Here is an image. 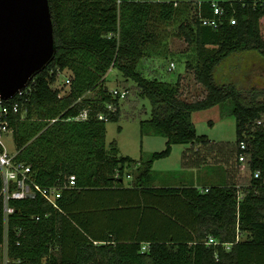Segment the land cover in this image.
<instances>
[{"label": "trees", "instance_id": "1", "mask_svg": "<svg viewBox=\"0 0 264 264\" xmlns=\"http://www.w3.org/2000/svg\"><path fill=\"white\" fill-rule=\"evenodd\" d=\"M199 1L198 6L196 0L176 5L167 0L119 5L116 0H49L54 58L21 96L8 101L21 104L10 115L14 159L30 165L41 187L64 185L70 175L75 184L62 188L56 206L40 193L11 200L14 211L6 223L0 196V246L7 264H264V101L257 100V90L228 81L216 69L239 53L254 51L264 59V0H218L225 15L216 28L201 24L196 14L211 16V9L210 0ZM176 19L179 35L194 46V76L205 89L191 100L180 96L177 80L147 78L137 69L158 38V23ZM114 67L136 83L140 97L149 98L148 122L166 136L165 148L138 168L140 176L148 175L154 160L168 156L172 144L208 142L197 134L192 113L230 99L236 157L244 142L248 183L240 188L228 181L207 191L194 185L146 187L144 181L124 186L135 160L119 156L115 142L108 150L104 143L105 122L120 114V100L103 83ZM62 70L70 73V84L60 95L52 84ZM93 91L94 97L88 96ZM109 103L114 112L108 111ZM83 108L88 117L76 120ZM100 113L107 119H99ZM96 211L110 216L129 211L135 234L124 240L113 230L95 235L81 216ZM209 237L216 243H207ZM144 242L148 246L142 250Z\"/></svg>", "mask_w": 264, "mask_h": 264}, {"label": "rangeland", "instance_id": "2", "mask_svg": "<svg viewBox=\"0 0 264 264\" xmlns=\"http://www.w3.org/2000/svg\"><path fill=\"white\" fill-rule=\"evenodd\" d=\"M178 26L177 19L158 23V38L149 45L147 55L138 60L137 69L147 78L157 77L168 82L177 80L180 96L191 100L203 96L205 89L194 76V46L188 45L179 35ZM236 56L232 57L233 61L228 59L220 63L217 71L229 76L228 81H237L243 88L257 90V100L264 101V59L245 53ZM170 62H174L172 70L169 69ZM65 74L70 76L65 70L52 84V88L59 89L60 95L66 94L69 88L64 84ZM103 83L109 90L118 87L128 92L127 97L120 100L119 117L105 122V148L108 150L110 144L115 142L119 156H129L135 160L134 164H146L153 152L165 148L166 142L164 133L148 122L151 112L149 98L140 97L136 83L132 79H125L115 67L107 72ZM88 96L94 97V91ZM232 107L229 99L210 108L194 111L191 119L195 130L198 135H206L209 141L172 144L168 156L153 161L152 178L166 185L177 186H206L228 181L240 188L245 186L250 178V170L246 161H239L236 157V123ZM3 143L7 151H16L10 133L3 136ZM133 165L128 172L137 174L139 166ZM123 180L129 181L126 176ZM245 237L246 233L243 232L239 239ZM1 264H7L2 255Z\"/></svg>", "mask_w": 264, "mask_h": 264}, {"label": "water", "instance_id": "3", "mask_svg": "<svg viewBox=\"0 0 264 264\" xmlns=\"http://www.w3.org/2000/svg\"><path fill=\"white\" fill-rule=\"evenodd\" d=\"M49 0H0V98L12 99L55 55Z\"/></svg>", "mask_w": 264, "mask_h": 264}, {"label": "built area", "instance_id": "4", "mask_svg": "<svg viewBox=\"0 0 264 264\" xmlns=\"http://www.w3.org/2000/svg\"><path fill=\"white\" fill-rule=\"evenodd\" d=\"M122 1H137V0H116L119 5ZM173 1L176 5L178 4V0H167ZM197 5L199 6L201 2L196 0ZM210 9L211 16H203L201 13L196 14L202 25L210 26L212 28L218 27V25L222 22L223 16L225 15V10L223 6H221L218 0H210ZM230 24H234L236 22L234 17L229 18ZM174 68V62H170L169 69L172 70ZM65 70L59 71L57 74L63 75ZM32 81V80H31ZM64 84L69 87L70 84V76L65 74ZM22 90L18 91L17 94L9 100H13L16 96H21L24 91L28 88L27 86ZM121 89V90H120ZM127 90L116 87L110 90V94L114 98H118L122 100L127 95ZM9 100H3L0 98V173L2 178V186L0 190V196L2 200V208H3V217L4 222H7V217L14 211L13 206L11 205V200L14 199H26V198H34L37 193H40L48 202H50L53 206H56V200L61 197V190L65 186H71L75 184V176L70 175L67 178V182L64 185H57L53 187H41L36 181L31 172V167L29 164H26L22 161H16L14 159L15 154L7 151L3 143V136L8 133H12V129L10 126V115L16 114L19 112L21 104L18 100L8 102ZM107 109L109 112H114L116 107L114 104H107ZM89 110L88 108H83L79 114L75 117L76 120H85L88 117ZM99 119H107V116L104 113H100L98 115ZM258 123H260L258 121ZM240 152L238 154L239 161L246 160V154L244 152L246 145L244 142H241L239 145ZM259 171L254 172V177H259ZM203 191H207L208 188H201ZM238 239V237H237ZM207 243L216 242L212 237H209ZM230 245H226L227 249H229ZM147 247L146 244L142 245V250ZM4 260L7 263L5 251H4Z\"/></svg>", "mask_w": 264, "mask_h": 264}, {"label": "crops", "instance_id": "5", "mask_svg": "<svg viewBox=\"0 0 264 264\" xmlns=\"http://www.w3.org/2000/svg\"><path fill=\"white\" fill-rule=\"evenodd\" d=\"M245 54L247 56H251V57L257 56L259 58H262V56H260V54L254 52V51L246 52ZM248 90L251 91V89H248ZM14 154H15V152H14ZM140 165L142 166V164H134L133 166L134 167H136V166L140 167ZM152 166H153V164H152ZM151 169H152V167H151ZM151 169H150L148 175H145V176H140V170L139 169H138L137 174H134V172L133 173L128 172V174H126L124 176H126L129 181L125 182L123 180V185L124 186H127L128 184L134 185V183H135L138 186V185L142 184L144 181V184L146 187L177 186V185H166L160 181H157L156 179H153L152 174H151ZM188 185H194V184H188ZM194 186L203 188V187H207L210 185L199 186L197 184ZM139 199H142V198H139ZM112 213H115V216L114 215L110 216L104 212L96 211V212L84 213V214H82L81 218H82V222H84V224H86L89 227V229L92 231V233H94L95 235L102 236L105 233L110 234L109 232L113 230V231L117 232L119 239L124 240V239L131 238V236H133L136 232L135 226H133V224L135 223L134 222L135 218L133 216H131L129 211H125L124 212L125 214H122V215L116 214L117 213L116 211H114ZM119 213H120V211H119ZM147 213H148V210H147ZM151 219H153V218H151ZM150 221H152V220H150ZM160 231H162L164 235H166L168 233V230H166V229H162ZM146 232L152 233L153 231L151 229V230H148ZM143 244H146L148 246V242H144ZM0 248H1L0 249V264H1V255L4 256V250H3V247L0 246ZM1 251H3L2 254H1Z\"/></svg>", "mask_w": 264, "mask_h": 264}]
</instances>
